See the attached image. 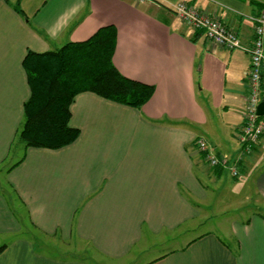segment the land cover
<instances>
[{"label":"crops","instance_id":"0c3cea01","mask_svg":"<svg viewBox=\"0 0 264 264\" xmlns=\"http://www.w3.org/2000/svg\"><path fill=\"white\" fill-rule=\"evenodd\" d=\"M179 1L219 18L245 44L254 39L250 16L264 11V0H0V168L8 181L6 192L0 187V237L6 240L0 264H90L86 257L38 250L22 234L26 221L46 237L83 242L112 260L139 261L154 249L155 237L185 235L203 220L199 202L208 199L207 184L224 174L237 183L252 179V199L264 208V136L246 154L236 134L250 55L210 43L182 22L173 11ZM109 25L117 32L114 64L153 85L151 99L135 108L83 92L71 105L70 123L81 130L75 142L50 149L19 141L31 94L26 54L85 41ZM212 92L223 104L220 112L203 97ZM216 125L227 126L228 134ZM198 137L216 154L238 159L241 175L210 166L196 148ZM227 232L234 245L201 233L140 264H264L263 214L234 221Z\"/></svg>","mask_w":264,"mask_h":264},{"label":"trees","instance_id":"16d2710c","mask_svg":"<svg viewBox=\"0 0 264 264\" xmlns=\"http://www.w3.org/2000/svg\"><path fill=\"white\" fill-rule=\"evenodd\" d=\"M116 43V28L109 25L85 41L26 54L23 67L31 94L24 103L19 141L50 149L75 142L81 130L70 123L71 105L83 92L135 108L151 99L153 85L123 75L114 64ZM5 247H0V254Z\"/></svg>","mask_w":264,"mask_h":264},{"label":"rangeland","instance_id":"374dc122","mask_svg":"<svg viewBox=\"0 0 264 264\" xmlns=\"http://www.w3.org/2000/svg\"><path fill=\"white\" fill-rule=\"evenodd\" d=\"M201 88V86H200ZM206 97L210 100L213 108L220 112V106L223 105L220 103L219 95L215 93L205 94L203 93V97ZM219 133H227L223 125H216ZM213 127L205 128V134L209 139H213ZM228 134V133H227ZM11 161V159L9 160ZM6 168H0V187L3 188L2 191L6 192L5 189H8V181H6L5 173ZM239 182V181H238ZM252 179L248 182L237 183L236 179H230L226 174L223 175L221 179L216 182H212L207 184L206 192L208 194V199L204 202H199L203 209V220L195 221V226L192 230L186 231L187 234L182 236H173L171 238L165 237V240H162L160 237L154 238V249L149 251L146 254H143L141 260H135L126 258L124 260H112L107 256L102 254H98L93 248L92 250L88 248L83 242L80 241H71V242H61L57 237H46L40 231L34 229L29 222H24V230L23 235L29 238L35 245L38 250L44 251V253H49L55 256H64L66 255L71 258L76 257H86V261H89L90 264H140L143 263L146 256L149 254H153L155 256L160 255L164 249H171L175 246H178L180 243H183L187 240L192 239L195 235L206 233V232H214L222 237L229 239V235L227 234L228 230H230V225L234 221H245L247 218L251 217L253 213L260 212L264 215V208L261 206L256 207L254 200L252 199V194L254 193L252 188ZM251 196L250 198H246V194ZM256 199V198H255ZM195 201V200H194ZM197 203V199L196 202ZM17 213L19 214L20 209L23 210L21 206H16ZM22 216V214H21ZM24 220L25 217H23ZM190 224V223H188ZM188 226V225H187ZM186 226V227H187ZM184 229H182L183 233ZM171 234V233H169ZM9 240V238L7 239ZM6 240H3L0 237V247L5 243ZM230 242L234 245V242L230 240ZM144 244H149L145 242ZM78 246V247H77ZM77 247L75 251L72 248ZM88 248V253L80 252L81 249ZM67 250L65 254H58L59 251ZM60 251V252H61ZM73 251V252H72ZM79 251V252H77ZM154 251V252H153ZM139 251L137 250L136 253ZM139 259V253L137 254Z\"/></svg>","mask_w":264,"mask_h":264},{"label":"built area","instance_id":"2783aa9c","mask_svg":"<svg viewBox=\"0 0 264 264\" xmlns=\"http://www.w3.org/2000/svg\"><path fill=\"white\" fill-rule=\"evenodd\" d=\"M173 11L182 22L189 24L194 30H201L210 43L229 50H243L250 55V67L246 76L248 93L245 98L244 118L236 134L242 152L252 153L264 136V115L258 113L259 104L264 101V11L250 16L254 23V39L250 44H245L238 33L222 20L191 3L176 2ZM195 145L210 166H223L233 177L241 175L239 160L216 154L206 138L198 137Z\"/></svg>","mask_w":264,"mask_h":264},{"label":"water","instance_id":"95a60500","mask_svg":"<svg viewBox=\"0 0 264 264\" xmlns=\"http://www.w3.org/2000/svg\"><path fill=\"white\" fill-rule=\"evenodd\" d=\"M258 113L262 116L264 115V101H261L258 108Z\"/></svg>","mask_w":264,"mask_h":264}]
</instances>
